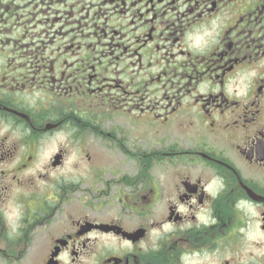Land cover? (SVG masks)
Segmentation results:
<instances>
[{"label": "flooded vegetation", "instance_id": "1", "mask_svg": "<svg viewBox=\"0 0 264 264\" xmlns=\"http://www.w3.org/2000/svg\"><path fill=\"white\" fill-rule=\"evenodd\" d=\"M82 6L0 73V264H264V0Z\"/></svg>", "mask_w": 264, "mask_h": 264}, {"label": "rangeland", "instance_id": "2", "mask_svg": "<svg viewBox=\"0 0 264 264\" xmlns=\"http://www.w3.org/2000/svg\"><path fill=\"white\" fill-rule=\"evenodd\" d=\"M78 1L0 0V73L19 74L20 68L25 66L31 73V70L35 69L31 64L33 55L38 53L41 56L43 51L63 50L64 45L69 50L94 51L97 48L96 41L84 40V44L78 48L79 39L74 38L72 33L68 35L70 30L89 29V26L95 25V21L100 18L96 20L93 19L95 16L89 18L83 8L84 5L78 12L76 10ZM64 3L65 7L62 6ZM68 4H72L71 9L68 8ZM78 20L80 27L75 23ZM40 89L42 91L44 88ZM32 98L38 97L35 95ZM53 148L47 147L40 151L41 158L46 157L49 160L51 155L49 150ZM91 155L92 158L95 157L94 152ZM94 161L95 158L92 163ZM64 171L69 170L64 168Z\"/></svg>", "mask_w": 264, "mask_h": 264}]
</instances>
